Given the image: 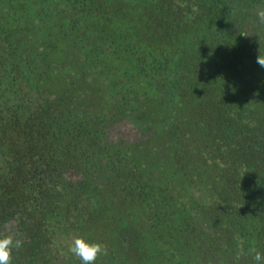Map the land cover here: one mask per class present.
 I'll use <instances>...</instances> for the list:
<instances>
[{
    "label": "trees",
    "instance_id": "obj_1",
    "mask_svg": "<svg viewBox=\"0 0 264 264\" xmlns=\"http://www.w3.org/2000/svg\"><path fill=\"white\" fill-rule=\"evenodd\" d=\"M259 9L0 0V235L23 240L11 264H82L77 236L106 247L94 264H255ZM93 70L106 85L87 82Z\"/></svg>",
    "mask_w": 264,
    "mask_h": 264
},
{
    "label": "clouds",
    "instance_id": "obj_2",
    "mask_svg": "<svg viewBox=\"0 0 264 264\" xmlns=\"http://www.w3.org/2000/svg\"><path fill=\"white\" fill-rule=\"evenodd\" d=\"M196 10L195 8L193 9ZM256 15L261 23H264V9H259ZM257 64L264 67V55L260 54L256 59ZM23 245V240L14 238L12 234L0 235V264H11L13 249H20ZM68 251L78 257L82 264H94L97 258L106 254V247L100 242H89L83 237H74L68 246ZM253 261L255 264L264 262V254L255 249Z\"/></svg>",
    "mask_w": 264,
    "mask_h": 264
},
{
    "label": "rangeland",
    "instance_id": "obj_3",
    "mask_svg": "<svg viewBox=\"0 0 264 264\" xmlns=\"http://www.w3.org/2000/svg\"><path fill=\"white\" fill-rule=\"evenodd\" d=\"M59 70H61L63 73L67 74V75H75V71L72 70V68L70 66H66L64 64H59ZM96 70H93V72H86L85 73V79L87 80V82L90 84V85H93L92 83L95 82V81H99V82H102V86L106 85V78L99 75V73H96L95 72ZM114 95H115V92H114ZM110 98L112 99L111 96H109V99ZM2 227H4L3 229H5V225H3Z\"/></svg>",
    "mask_w": 264,
    "mask_h": 264
},
{
    "label": "flooded vegetation",
    "instance_id": "obj_4",
    "mask_svg": "<svg viewBox=\"0 0 264 264\" xmlns=\"http://www.w3.org/2000/svg\"><path fill=\"white\" fill-rule=\"evenodd\" d=\"M55 7V6H54ZM60 9V8H59ZM59 11H63V10H53L52 11V14H56L57 12H59ZM64 12V11H63ZM57 17V16H56Z\"/></svg>",
    "mask_w": 264,
    "mask_h": 264
}]
</instances>
